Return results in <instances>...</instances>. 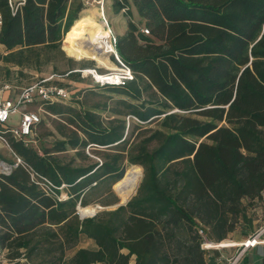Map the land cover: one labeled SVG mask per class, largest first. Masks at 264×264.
Segmentation results:
<instances>
[{"label": "trees", "instance_id": "1", "mask_svg": "<svg viewBox=\"0 0 264 264\" xmlns=\"http://www.w3.org/2000/svg\"><path fill=\"white\" fill-rule=\"evenodd\" d=\"M82 6L0 0L4 61L42 54L46 62ZM111 8L128 17L114 48L131 79L97 88L124 96L115 100L124 111L113 108L104 124L72 94L68 104L38 101L60 119L50 145L33 143L40 120L25 140L0 135L19 159L0 173L6 264H205L198 231L218 242L241 223L251 226L253 201L264 192V0H112ZM123 115L159 128L130 141ZM87 146L107 151L86 164L58 157L73 149L85 159ZM124 160L142 169L135 195L79 219L85 192L119 181ZM80 240L88 247L67 254Z\"/></svg>", "mask_w": 264, "mask_h": 264}, {"label": "rangeland", "instance_id": "2", "mask_svg": "<svg viewBox=\"0 0 264 264\" xmlns=\"http://www.w3.org/2000/svg\"><path fill=\"white\" fill-rule=\"evenodd\" d=\"M81 1L83 6L78 11L75 20L80 19L83 15L90 17L93 23L97 24L102 28V31L106 34L107 38L109 33V40L112 45V37L115 38L118 36V27L123 24L124 21H127L128 17L124 15L122 11H119L117 13L113 11V9L111 8L112 0H103L102 5H100L102 7H100L99 4L96 3V0ZM93 11L95 12V14H92ZM130 19L134 20L132 16H130ZM103 20L107 28H104L103 24L99 22ZM71 27L69 28L68 34L64 37L62 36L63 39L61 37L59 50L49 52V59L46 62H43L44 60L42 54L39 55V58H31L29 63H23L21 65L6 62L3 59L5 51L0 45V88L3 86H7L6 90L8 91L9 96H13L24 86L38 81L44 77H48V75H53L52 80L50 82L51 84L63 87L68 91L69 96L75 94L77 95V99L84 100V107L88 109H93L94 112L98 113L103 123L105 124L107 120L114 117L111 112L113 108L117 107L118 109L123 110L119 105L115 103V100L120 97H123L124 99L126 98L122 95L113 94L112 92H109L106 89L97 88V85L92 80V77L85 71V73L76 72L74 75L64 77H60V74L72 68L77 70L94 68L97 73H106L108 70L116 69H110L108 67H105L97 63L95 59H75L69 56L67 54V48L69 47L67 40L71 38ZM106 29L108 30V33L106 32ZM108 61L112 65H114L111 55H109ZM62 103L68 104L69 102L67 100H63ZM72 104L76 105L75 103ZM93 105H96V107L93 108ZM38 107L39 103L37 100L27 105L28 110H36ZM41 108L43 109V107ZM39 117L40 123L35 128V140L33 141V143L37 145L40 142L41 144L48 146L50 145L51 140L59 139V134L55 130V125L60 122V119L56 115H51L46 112H40ZM122 118L124 120L125 125L124 135H126V137H129L130 141L133 139H139L143 135H148L149 132L145 130V128H159L156 122H152L145 126L144 123H140L136 118L132 116L123 115ZM17 121L18 113H14L9 116L6 121V124L11 127H16ZM75 151L76 150L73 149H67L66 151L58 153V157L64 161L72 158V164L94 163L101 161L102 153H104L103 151L107 150H104V148L101 147L87 146L83 149V153L86 155L85 159H80V157L75 156ZM123 165L125 166V168L132 165L137 166L139 168L140 179H138L135 190L133 191V195H135L142 177V169L139 165L129 164L125 160L123 161ZM1 167L2 165L0 164V171L2 169ZM114 185L115 182L111 183L110 180L105 179L99 182L98 184L92 186L84 194V200L86 201V204L84 206H98V208H96L95 210V213L102 210H111L112 206L118 201V194H116V192L113 190ZM77 206L81 205L77 204L76 207ZM198 233L201 235L202 242H206L203 232L198 231ZM222 241H218L217 243ZM78 247H88L87 241L80 240L74 247L67 251V254H72L73 251ZM0 264H6L1 256Z\"/></svg>", "mask_w": 264, "mask_h": 264}, {"label": "built area", "instance_id": "3", "mask_svg": "<svg viewBox=\"0 0 264 264\" xmlns=\"http://www.w3.org/2000/svg\"><path fill=\"white\" fill-rule=\"evenodd\" d=\"M103 0H96V3L102 5ZM102 7V6H100ZM103 24V27H106V24L103 21H99ZM141 31L144 34H147V29L143 28ZM108 35V40H109ZM116 38V37H115ZM115 38L112 37L113 46L110 55L112 56L113 64L117 67L116 70H108L106 73H97L94 68L74 70L75 72H82L89 74L92 77L94 83L98 86L103 85H122L124 82L131 79V72L127 66H125L117 57L114 42ZM110 41V40H109ZM111 44V42H110ZM97 74L99 77L104 76L108 77L101 79L96 78L94 74ZM53 75H48V77H44L38 81L30 83L23 88H21L15 95L9 96L7 86H3L0 88V135L3 132H8L14 138H19L25 140L28 138L35 126L36 123L39 122L40 112H45L40 106L36 110H28L27 105L31 104L33 101H53V100H66L69 97V93L66 89L61 86L51 84ZM18 113V121L16 127H11L6 124L7 119L10 115ZM0 139L6 143L5 139L0 136ZM19 159L15 157V163H18ZM9 171L8 167H4L2 169V173H7ZM264 231V227L259 229L256 233L247 237L244 241L235 245L237 251L233 256L228 258L227 264H238L240 259L242 258L244 252L254 246L256 243L260 241V234ZM201 247H206L207 244L203 241L200 244Z\"/></svg>", "mask_w": 264, "mask_h": 264}, {"label": "crops", "instance_id": "4", "mask_svg": "<svg viewBox=\"0 0 264 264\" xmlns=\"http://www.w3.org/2000/svg\"><path fill=\"white\" fill-rule=\"evenodd\" d=\"M130 11L134 21H138L139 18L136 15L134 9L130 7ZM126 31L125 21L118 27L117 35L120 36ZM77 70L73 69L72 71ZM2 128V127H0ZM2 135V134H1ZM15 155L8 147L7 143H4L0 139V164L2 169L13 167L15 163ZM1 169V173H2ZM251 211V226L245 223H241L237 230L229 233L227 237L223 238L222 242H219L220 246L213 244L217 243L213 238H205V243H210V246L201 247L203 250V257L205 264H227L228 258L233 256L237 251L236 244L244 241L250 235L256 233L259 229L264 227V192L261 193V197L254 199ZM260 241L254 246L248 248L238 264H264V231L260 234ZM221 241V240H220ZM99 264V263H94Z\"/></svg>", "mask_w": 264, "mask_h": 264}, {"label": "bare ground", "instance_id": "5", "mask_svg": "<svg viewBox=\"0 0 264 264\" xmlns=\"http://www.w3.org/2000/svg\"><path fill=\"white\" fill-rule=\"evenodd\" d=\"M92 14H95L93 11ZM105 18V17H104ZM106 19V18H105ZM101 25V24H99ZM105 28V27H104ZM108 33V30L106 29ZM109 35V33H108ZM69 47L67 48V54L75 59L91 58L95 59L97 63L108 67L110 69H116L107 59V51H111L112 47L106 34L102 31V28L93 23L91 18L83 15L80 19L73 22L71 27V38L67 40ZM86 72V70H84ZM96 78L108 77L98 76L94 74ZM140 176V171L137 166H129L124 171L123 177L117 181L114 185V189L117 191L118 198L125 200L135 189L136 184ZM134 193V192H133ZM98 206H77L78 213L81 216H86L94 213ZM210 246V243H206ZM220 246L219 243L213 244Z\"/></svg>", "mask_w": 264, "mask_h": 264}, {"label": "water", "instance_id": "6", "mask_svg": "<svg viewBox=\"0 0 264 264\" xmlns=\"http://www.w3.org/2000/svg\"><path fill=\"white\" fill-rule=\"evenodd\" d=\"M110 53H111V51H107V59L109 58V55H110ZM113 190L116 192V194H117V191L113 188ZM135 190V189H134ZM133 196V192L129 195V196H127V198L125 199V200H121V199H119L118 198V201H117V203H115L113 206H112V208L111 209H115L116 207H118V206H121V205H124L131 197ZM98 208V207H97ZM75 209H76V214H77V216H78V218L79 219H82V218H85V217H91V216H93L94 214H95V212L94 213H91V214H89V215H86V216H81L79 213H78V209H77V207H75Z\"/></svg>", "mask_w": 264, "mask_h": 264}]
</instances>
